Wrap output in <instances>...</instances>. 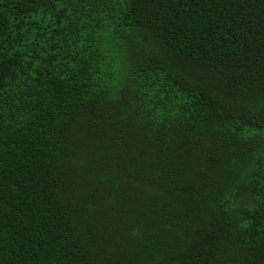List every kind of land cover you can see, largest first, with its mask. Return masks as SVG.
I'll list each match as a JSON object with an SVG mask.
<instances>
[{
  "label": "trees",
  "instance_id": "obj_1",
  "mask_svg": "<svg viewBox=\"0 0 264 264\" xmlns=\"http://www.w3.org/2000/svg\"><path fill=\"white\" fill-rule=\"evenodd\" d=\"M0 264H264V0H0Z\"/></svg>",
  "mask_w": 264,
  "mask_h": 264
}]
</instances>
